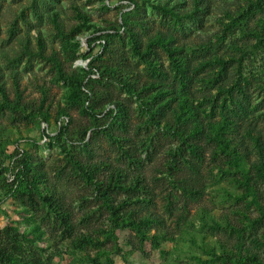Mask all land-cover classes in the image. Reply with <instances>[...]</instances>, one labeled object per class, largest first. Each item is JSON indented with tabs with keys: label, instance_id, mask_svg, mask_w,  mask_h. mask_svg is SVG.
Here are the masks:
<instances>
[{
	"label": "rangeland",
	"instance_id": "374dc122",
	"mask_svg": "<svg viewBox=\"0 0 264 264\" xmlns=\"http://www.w3.org/2000/svg\"><path fill=\"white\" fill-rule=\"evenodd\" d=\"M131 1L0 0V82L4 83L6 95L11 101L15 99L17 89L24 110L5 105L0 93V159L4 151L10 154L16 146L28 151L34 162L42 163L41 167L47 171L48 178L53 183L57 182L64 192L63 203L71 212L75 232L94 235L105 226L108 213L104 209L99 210L101 201L94 198L93 188L76 175L63 150L82 161L88 160V155L79 145L64 139L59 144L46 145L42 138L39 140L40 133L46 132L44 123L39 126L40 118H31L32 113L39 109L48 113L49 119L45 123L48 135L56 132L58 125L55 118L60 109H66L69 113L71 131L89 123V116L81 108L70 107L65 101L72 83L58 78L52 58L66 73L86 74L108 64L118 67L120 71L130 72L131 80L135 79L139 87L154 84L156 87L151 88H162V95L171 96L183 89L193 99L204 121L219 120L217 112L211 114L206 99L216 100L220 105L225 88L238 79L240 83L244 78L248 79L246 95L249 103L244 101L249 115L246 121L264 141V90L259 84V74L252 68L251 58L242 56L235 48L236 45L247 47L256 41L253 34L242 33L241 25L236 22L247 0H181L178 9L187 13L193 11L194 16L179 19L154 6L159 3L164 5L165 2L171 4L170 0ZM196 1L200 8L194 9ZM54 14L59 27L52 23ZM227 14L234 16V21L227 19ZM260 17L264 18V10L248 21L249 31L258 33L264 30L257 23ZM123 22L127 27L125 29ZM128 29L141 39L142 55L134 53ZM154 37L165 39L176 50L174 57L183 60L184 74L176 75L168 53L162 46L151 43ZM105 41L106 45L111 46L112 52L109 54L101 50ZM27 42L33 51L30 54L22 51V45ZM148 45L149 50L145 49ZM218 60L225 62L223 66ZM256 67L262 71L259 62ZM97 77L96 74L89 77L93 93L105 92L102 93L104 96L121 101L126 109L130 119L128 133L133 135L138 145L136 149L139 153L135 156L140 155L145 162V176L154 197V204L145 205L142 213L158 216L159 223H153L151 228L161 231L166 237L161 240V253L149 243L139 250L133 234L128 230L118 231L117 241L124 251L131 249L127 243L129 239L136 245L127 263L120 256L112 255L114 264H223L213 259L209 252L212 248H218L217 240L229 239L228 233L202 227L200 217H203L202 212H209L217 219L227 215L236 228H240V215L235 210L242 204L223 195L222 190L232 189L226 179L220 180L217 176L215 164H219L220 160L211 157L214 147L205 145L203 160L198 165L202 196L191 199L173 191L163 172L166 170V152L174 140L161 127L158 129L146 124L141 113L143 109L123 87L112 81L99 84ZM233 93L239 97L236 91ZM159 102L157 100L156 104ZM207 115L211 119H206ZM89 136L90 132L87 147L95 153V160H108L125 167L107 138L101 134L90 140ZM145 139L152 141V162L147 160L139 144L140 140ZM255 156H252V162ZM56 172H60L59 179ZM258 189L263 192L264 203V187L261 185ZM6 196L0 185V231L10 226L29 233L32 227L38 225L40 234L33 239L38 246L47 250L44 254L46 258L51 255L49 264H86L82 256L85 251L90 255L98 253L99 249L86 246L80 254H69V240L59 242L60 233L56 231L53 218H46L41 209L27 211L17 200ZM124 196L123 193L115 194L113 203L117 204ZM252 215H256L254 210ZM261 231L264 233V224ZM244 239L246 246H253L248 234L244 235ZM56 241L58 244L54 245ZM111 245L112 242L105 243L104 250L110 251ZM251 249L264 259V241L259 248ZM216 253L219 255V252Z\"/></svg>",
	"mask_w": 264,
	"mask_h": 264
},
{
	"label": "trees",
	"instance_id": "16d2710c",
	"mask_svg": "<svg viewBox=\"0 0 264 264\" xmlns=\"http://www.w3.org/2000/svg\"><path fill=\"white\" fill-rule=\"evenodd\" d=\"M170 1H172L171 4L165 2L164 5L159 3L154 6L162 8L176 19L194 16L193 11L187 13L178 9L181 0ZM194 5V9L200 8L197 1ZM263 10L264 0H247L242 15H239L236 22L241 25L242 33L253 34L256 41L255 44L247 47H237V45L235 47L242 56L251 58L254 65L252 68L259 74L258 79L262 90H264V30L261 29L258 33L249 31L248 21L257 12H263ZM226 18L234 21V16L231 14H227ZM51 20L56 27H59L55 14ZM257 23L264 28L263 17H260ZM123 28H127L124 22ZM128 35L134 53L142 55L141 39L137 38L131 29H128ZM151 43L162 46L168 53L176 75L184 74L183 60L174 57L176 50L170 47L165 39L154 37ZM106 44L105 41L101 45V50L109 54L112 52L111 46ZM22 46L23 53L33 52L29 42ZM145 49L149 50L150 45ZM51 60L56 64L58 78L72 83L65 99L68 106L81 108L90 120L86 126L71 131L69 128L72 120L69 113L66 109H60L55 121L56 124L60 122L61 125L56 127L54 135L40 133L39 140L45 138V144L51 146L55 143L59 144L64 139L73 145H79L88 155L89 159L82 161L63 150L68 164L76 175L93 188L94 198L101 201L99 210L104 209L108 213L107 222L94 235L90 232H75L71 212L63 203L64 192L57 186L58 183H53L48 178L47 171L41 167L42 163L34 162L28 151H23L16 146L10 154L4 151L0 159V185L7 195L5 198L17 200L27 211L41 209L46 218H53L56 231L60 233L59 242L69 240L67 247L69 254H80L86 246L99 249L94 255L85 251L82 256L86 264H114L112 255L120 256L127 263L128 256L134 252L136 244L129 239L130 242L127 243L131 249L124 251L117 241V232L121 230H128L137 238L139 250L145 243H149L162 253L161 240L166 237L161 231L151 228L153 223H159V217L142 213L145 205L154 204V197L149 180L145 176V162L141 160L140 155L135 156L139 152H137L138 145L133 135L128 133L130 119L121 101L111 96H104L102 93L105 92L96 95L93 93L90 89L92 80L89 77L96 74L99 84L112 81L135 97L139 107L143 109L141 113L145 117L146 124L158 129L161 127L174 140L166 152V170L163 172L173 191L181 192L191 199L202 196L198 165L203 160L205 145L214 147L211 157L220 160L219 164H215L217 176L220 180L226 179L232 189L222 190L223 195L242 206L235 210V213L240 215V228H236V224L227 215L217 219L209 212H202L203 217H200L203 222L202 227L210 228L215 232H227L229 238L217 240L218 248H212L209 253L213 259L223 264H264V259L251 249L259 248L264 241V233L260 232L264 224L263 192L258 189L261 185L264 187V141L258 132L255 134L252 125L246 121L249 115L244 101L249 103L246 95L248 79L244 78L241 83L238 79L236 83L225 88L220 105L216 100L206 99V103L210 105L211 114L217 112L219 120L204 121L201 113L194 106L193 99L183 89L175 91V94L171 96H165L162 95V88H151L156 87L154 84L150 87H139L135 79L131 80L130 72L120 71L118 67L112 65L104 64L102 69L89 71L86 74L66 73L58 61L53 58ZM257 60L260 63L261 72L256 67ZM218 63L222 65L225 62L218 60ZM152 68L155 69L154 66ZM14 83L17 86L16 78ZM146 91L148 93H145ZM234 91L239 97L234 95ZM0 93L5 105L24 111L21 108V97L17 89L15 99L11 101L1 81ZM157 100L160 102L156 104ZM31 118L35 120L40 118L38 123L40 126L48 122L49 115L39 109L32 113ZM205 118L211 119L209 115ZM88 132H90V140L101 134L107 138L108 143L117 150L125 167L114 165L108 160H95V153L87 147L89 146V142L86 141ZM73 136L75 139H72ZM139 144L143 147L147 160L152 162V156H154L150 151L153 150L152 141L140 140ZM254 154L256 159L252 162ZM56 177L60 178V172H56ZM118 193H123L125 196L114 204L113 196ZM253 210L256 212L255 216L252 215ZM39 228L35 225L29 233H23L18 228L10 226L2 229L0 231V264H49L51 255L46 258L44 254L47 250L38 246L33 239L40 234ZM245 234H248L252 247L246 246ZM107 242H112V248L106 252L103 245ZM57 244L56 241L54 245ZM216 252H219V255Z\"/></svg>",
	"mask_w": 264,
	"mask_h": 264
},
{
	"label": "built area",
	"instance_id": "2783aa9c",
	"mask_svg": "<svg viewBox=\"0 0 264 264\" xmlns=\"http://www.w3.org/2000/svg\"><path fill=\"white\" fill-rule=\"evenodd\" d=\"M63 123H64V122H63ZM42 124H43V123H42ZM43 125H44L43 129L46 130V133H48L47 127L45 126V124H43ZM57 125H58V127H59V126L61 125V123L58 122ZM45 141H46V139L44 138V139H43V142H45Z\"/></svg>",
	"mask_w": 264,
	"mask_h": 264
}]
</instances>
